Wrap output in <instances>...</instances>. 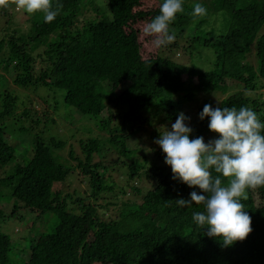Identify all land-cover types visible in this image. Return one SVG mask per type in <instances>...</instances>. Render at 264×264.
Masks as SVG:
<instances>
[{
  "label": "trees",
  "instance_id": "trees-1",
  "mask_svg": "<svg viewBox=\"0 0 264 264\" xmlns=\"http://www.w3.org/2000/svg\"><path fill=\"white\" fill-rule=\"evenodd\" d=\"M157 1L53 0L52 22L28 14L26 33L0 30V222L20 208L52 221L16 240L0 231V264H264V186L242 201L252 232L225 247L192 221L202 206L176 204L199 190L171 178L154 143L179 112L190 118V139L216 138L198 119L213 91L224 95L217 106H246L264 121V0H184L170 25L175 40L161 48L138 36L159 14ZM195 3L205 15H192ZM31 87L38 97L26 103L21 93ZM40 88L62 99L65 118L78 111L105 133L81 135V154L71 144L70 166L60 153L67 139L42 131L75 136L82 122L63 121L48 101L40 117ZM75 171L84 187L68 186Z\"/></svg>",
  "mask_w": 264,
  "mask_h": 264
},
{
  "label": "clouds",
  "instance_id": "clouds-1",
  "mask_svg": "<svg viewBox=\"0 0 264 264\" xmlns=\"http://www.w3.org/2000/svg\"><path fill=\"white\" fill-rule=\"evenodd\" d=\"M184 0H162L159 14L143 28L156 48L171 44L175 35L170 25L177 14L183 13ZM0 6H6L0 0ZM15 6L26 14L43 13L45 23L59 14L53 0H15ZM207 12L202 3H195L192 15ZM208 120V130L217 137L207 143L202 136L190 139L193 129L187 117L179 112L170 128L154 141L164 154V164L170 167L171 178L193 190L189 199H177L176 204L202 206L192 214V221L206 235L218 239L225 247L243 241L252 232V218L242 201L249 189L264 186V121L246 106L213 107L205 104L198 119ZM215 172L218 175H213ZM223 178H227V183Z\"/></svg>",
  "mask_w": 264,
  "mask_h": 264
},
{
  "label": "rangeland",
  "instance_id": "rangeland-1",
  "mask_svg": "<svg viewBox=\"0 0 264 264\" xmlns=\"http://www.w3.org/2000/svg\"><path fill=\"white\" fill-rule=\"evenodd\" d=\"M141 2L145 3V5L149 4V5H152V6H155L158 4V1L157 0H141ZM5 4L6 6H4V8L6 9V13L5 14H1L0 12V30H2V28L4 26H7L8 29H16L17 31V34L19 35H22L23 33H26L27 31V24H26V18H27V15L23 10L21 9H18L16 6H15V0H5ZM2 7V6H0ZM4 9V10H5ZM93 17L94 16V13L92 12V10H90L88 13H87V17ZM140 37H144V34L142 35L140 32H139V35ZM144 40H146V43H149V37H146L144 38ZM152 49V47L149 48L148 45H146L145 47H142L141 51H142V54L143 56L147 55L148 52ZM39 92L41 95L44 96V99L45 101H41L40 99H38V102L36 104V109L38 110L39 112V115L41 113V111H45L44 110V107L46 105V107L48 108H52V107H49L48 102H52V94H51V97L50 98H47V95L45 93L46 92V89H39ZM214 93L211 95V98H212V106L213 107H216L221 99L224 97V95H222L220 92L218 91H213ZM22 95H24V100L26 103H29V102H35L37 100V95H38V89H35L33 87L31 88H28L26 90H24L22 93ZM50 96V95H48ZM57 102L54 103V101L52 102L54 108H57V110L59 109L61 115L60 117L63 118V121L65 120H70L72 122H76L75 124H78L80 122H82V124L79 126L78 130L79 131H75V136H73V131H57L56 129H52L51 126H46L44 127L42 133L44 134V136H50V135H54L56 137H64L67 139V144L66 146L63 148V150H60V153H64V156L62 155V159L66 158L67 160L65 161L66 164H68L70 166L71 163H74L75 161L73 159H71L69 156H68V150H69V146L72 144V148L75 152L78 151V154H81V151L82 149L80 148V145L77 141V139L82 135L83 137H87V136H102L104 135V131L99 129V128H95V126H93L92 124V121L91 119L86 116V115H83L81 114L80 112L76 111L71 117H64V112H68L69 111V108L67 106H65V104L62 102V99L60 98H57ZM47 108V110H48ZM46 110V111H47ZM72 110V109H71ZM45 111V112H46ZM48 113H50L49 111H47ZM193 113V112H192ZM40 117H42L40 115ZM78 118L80 121H78ZM44 119H40V122L38 123L37 126H41L42 125V122H43ZM78 121V122H77ZM11 126L12 124L10 123L9 124V131H7V133L5 134V136H7V134L9 135V132L10 131H13V129L11 130ZM162 130L164 131L165 128L164 127H167V128H170L168 127L167 125H163L162 126ZM13 128V126H12ZM42 128V127H40ZM138 136H140L141 138L143 137V139H147V133H144L143 131H139L138 133ZM136 134V136H137ZM142 139V140H143ZM145 141L146 143L148 141L146 140H143ZM144 144V142H143ZM105 146H107V143L105 144ZM77 150V151H76ZM61 153V154H62ZM61 159V161H62ZM97 159H99V155L97 156H94V161H96ZM76 171H75V174L74 173H71L70 176L68 177V179L72 178L73 182L71 184H67L68 186L70 185H74L77 183H79L81 186L84 187V183L83 182H80V179H81V174L79 176L76 175ZM79 174V173H78ZM108 177H116V173H112V176H108ZM121 178H118L117 181H119ZM146 185H148V183L146 182L145 183ZM66 187V185H62V182H56L54 184V188L55 189H61L64 191V188ZM72 187H70L69 189L71 190ZM33 220V221H32ZM52 225V221L51 220H48V221H36L34 220V215L33 213L30 214V212L27 210V209H24V208H20L16 214H15V218H14V215L12 217H10L6 222L2 221L0 222V231L1 232H6L9 237L13 238L14 240L20 238L21 236L25 235L26 233H28V231L33 227V232L36 233L37 231L41 230V229H48L49 231V227Z\"/></svg>",
  "mask_w": 264,
  "mask_h": 264
}]
</instances>
